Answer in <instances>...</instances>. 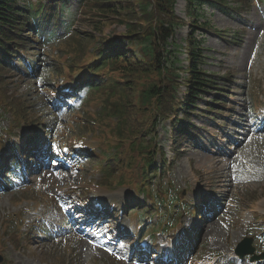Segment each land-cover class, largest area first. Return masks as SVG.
<instances>
[{
    "label": "rangeland",
    "instance_id": "obj_1",
    "mask_svg": "<svg viewBox=\"0 0 264 264\" xmlns=\"http://www.w3.org/2000/svg\"><path fill=\"white\" fill-rule=\"evenodd\" d=\"M27 1L35 3L39 0ZM227 1L234 2V0ZM250 2L249 9L242 13H237L222 6L214 5L210 7L208 3L201 5L199 8L201 21H210L214 28L238 30L239 37L237 36L238 40H236L232 39L231 35L220 37L217 34L200 30L196 32L198 38L205 40L204 44L207 47L203 68L212 73L220 72L221 75L227 73L226 70H230L232 71L233 83H231L229 91L225 93L226 97H224L228 105L223 110L227 115L207 113L195 116L194 118L198 124L207 128V131H204L202 142L187 144L185 147L186 151L177 159L173 172L168 173L173 180L175 189L183 188L186 190V200L188 197L192 202L199 200V198L201 199L199 194L200 185L205 183L208 193L219 202L218 204L223 203L221 208L216 207L214 214L209 215L207 218H195L190 213L185 214L181 218V226H179L175 244L176 247L178 246L182 250L178 256L183 260V264L192 263L185 251L188 248L185 244L189 246L191 244L192 247L195 245V254H204V259H209L216 252L220 253L221 256L215 264H237L231 262L225 254L233 252L237 243L249 231H253L250 228L253 213L249 212L255 210L256 213L264 214V129L256 135H250L249 141L246 143L242 141L245 135H242L239 140L235 137L237 130H243L240 127L243 122L246 127L248 123H250L251 127H254L253 121L249 122L247 110L249 100L245 93L251 92L256 85L254 80L257 79L262 81L264 87V1L250 0ZM78 4L79 2L76 0L71 2L73 9L77 8ZM131 4L136 7L135 13L137 14L132 17V20L136 25H139L141 22L139 19V7L133 2ZM95 12L96 10L91 9L87 16L82 13V15L76 17L75 24L79 30H82L83 33L90 32L91 34L90 38H84L82 47L80 44L71 43L72 48H80L79 54L81 56L103 34L119 35L125 34L126 31L125 24L121 21L123 18H128L126 15L117 12H106L101 17L96 15ZM175 13L185 21L184 25L179 26L175 36L177 42L183 46L185 44L183 38L187 36L191 29V26L188 25L191 19L186 0H177ZM88 19H93V23L87 22ZM70 20H62V22H69ZM62 32L63 30L59 32V36ZM35 44V48L40 50L46 49L45 45H48L45 41ZM80 55L77 56L80 57ZM52 57V52L47 51V54L44 55L42 53L40 58L43 60L49 59L53 66L59 64L57 61L59 58L55 56L56 59H52ZM181 57L185 58L187 54ZM19 70V73L14 74L18 82H11V89L16 88L19 94L25 95L27 99L31 100L32 95H29L26 91V85L30 84V80L32 81L33 79L23 74L22 67ZM37 70L39 74H43V68H37ZM0 73L3 72L0 71ZM184 75L181 73V76ZM43 76L50 75L47 73ZM145 77L138 81L134 79L133 87L126 93L128 104H131L132 121H129L130 126L139 127L143 121H139L144 115L141 109L139 111V104L135 100L138 97L141 85L157 81L155 75ZM219 77L218 75L217 81L222 82L221 77ZM176 86L182 95L185 92L182 82H177ZM201 97L202 101L199 102L204 108L203 101H210L212 95L206 93ZM44 120H48V117H45ZM259 120L260 123L258 125L264 128L263 119ZM9 121L0 119V128H5ZM42 122L43 119L37 116H29V123L41 126ZM169 128H171L170 122L162 120L158 127V140L160 144L167 148L168 156L172 158L173 153L169 150ZM252 130L258 131V129ZM235 138L236 142L239 141L238 143L234 142L236 143L234 149L236 148L237 150L236 153H232L233 149L230 153L233 155H230L229 149L234 145L232 141ZM10 140L13 143H18L21 138L14 135ZM218 150H223L224 153L219 152L218 156H215ZM83 163L84 170H82L81 174L77 169L69 170L62 165H52L51 163H47L44 167H39L38 165L28 171L30 179L26 178V184L33 187L36 192L41 190L57 195L60 204L63 203L62 198L65 190L79 186H89V193L91 192L89 198L96 197L102 203L108 201L113 203V205L117 204L119 206L133 199V193L125 188L106 191L94 186L97 184V180L100 179V174L92 171L90 161L85 160ZM19 167L22 169V174L26 176L24 169L26 170L27 167L21 164ZM199 169L204 173L203 176L194 173V171L197 172ZM13 170L17 172L15 167ZM19 178V182L24 183V179L22 177ZM18 193L7 191L0 194V228L2 230H4L3 228L12 229L15 225H21L23 230H25L31 223L32 218L42 214L41 222L44 235L32 238L27 246L20 249L14 248L11 242L6 243L7 246L3 250V254L6 258L11 259L13 264H72V256L67 253V249H72L73 247H76L77 252L80 254V256L76 255L77 264H123L125 261H129L127 243L125 247H122L115 240L108 239L104 241L96 233V230H93L92 235L89 236L84 235L82 233L84 231L78 230L82 235L77 237V242H74L73 234L77 233V225L80 223V227L84 228L88 224L83 221L84 218H95L91 209L78 208L74 204L71 209L62 205L60 210L53 208L54 210L50 212V210L46 209L45 203L39 202V199L37 204L28 202L26 197L15 200V195ZM89 193L87 194L89 195ZM132 215L137 220V216ZM7 219H10L9 226L4 222ZM129 219L130 217H128V221ZM73 221H76L77 224L72 223ZM155 221L156 218H154L153 222ZM111 224L113 227L116 225L115 223ZM198 226L202 229L199 234L201 238L199 243L195 244L190 236V231ZM97 228L100 230L105 228V226L100 224ZM149 230L150 226L147 228V231ZM158 235V240L160 238L171 239L167 234L158 233ZM61 237L64 238L66 244L57 246ZM51 241H54V245L49 243ZM257 245L258 249H261L260 242H257ZM165 258L168 259V255H165ZM63 259L66 261L64 262ZM141 259L145 260V257L142 256ZM139 260L140 258L135 259L134 263L145 264L144 261L140 262ZM132 263L131 261L130 264Z\"/></svg>",
    "mask_w": 264,
    "mask_h": 264
},
{
    "label": "trees",
    "instance_id": "obj_2",
    "mask_svg": "<svg viewBox=\"0 0 264 264\" xmlns=\"http://www.w3.org/2000/svg\"><path fill=\"white\" fill-rule=\"evenodd\" d=\"M56 1L50 0V3ZM81 1L89 3L93 1L95 14L101 17L106 12L122 13L128 17L121 20L125 24V34H111L112 37L99 38L101 48L97 56L89 49L98 39L83 56L79 54L80 48L71 47L72 42L81 46L84 38L91 37L90 32L84 33L83 39H65L63 42L69 51L67 49L66 53L60 56L69 64L71 74L80 70L84 73L80 79L91 71L95 76L102 74L101 77L82 82V86L89 89L91 96L89 95V101L86 103L91 108L83 105L73 112V117L81 121L80 127L87 125L92 129H100L97 138L104 144V150L110 159L107 165L100 168L104 175L101 186L131 189L135 185L139 191L154 197L155 204H164L169 199L172 205L182 197V193L164 196L168 192L165 191L162 196L155 190V185L163 184L164 176L157 177L156 172L150 175L145 172L147 167L154 168L152 161L158 151V127L162 120L171 118L174 136L201 135V127L193 120V115L199 111H219L223 103L218 99L222 94L217 92L221 90L217 76L222 75L220 72L212 73L203 68L207 47L204 44L205 40L198 38L196 32L198 30L212 32L222 37L227 36L225 33H233V39L238 36V32L234 30L214 28L210 21H201L199 8L208 3L210 7L214 5L228 7L240 13L249 7L250 0H234L233 5L227 0H186L191 19L188 25L191 29L183 38L185 40L183 46L175 38L179 26L185 24V21L175 13L177 0ZM132 2L139 7L140 26L132 20V17L137 15ZM40 7L44 5L23 9L14 0H0V71L3 72L0 73V103L4 107V112L14 116L17 123L25 121L29 124V109L23 100L24 95H20L15 88L11 89L16 70L8 69L7 66L14 60L22 63V60L16 59L18 57L22 59L17 49L26 50L27 47L25 40L28 38L16 37V34L23 30L24 33L32 32L34 22L37 24L35 28L38 37L48 33L46 26L51 25L50 17L48 14L40 17L44 10ZM40 21L49 23L40 26ZM48 37L51 38V35ZM33 52V56L39 58L40 52ZM184 54H187V57L182 58ZM4 73L8 75H3ZM181 73L185 75L181 76ZM151 75H155L157 81L142 84L138 97L135 98L139 104V111L141 109L144 115L139 121H143L139 127L130 126L131 104H128L126 93L133 87L134 79L138 81ZM179 81L185 87L183 96L176 86ZM206 93L214 94L210 101H204L205 106L202 108L199 101H202L201 96ZM50 94L52 95L53 91ZM36 126L33 125L32 130H35ZM3 144L4 141L1 143L2 147ZM174 147L178 151L179 142L175 141ZM113 148L115 151L108 153ZM139 156H141L139 163L131 167ZM72 257V263L76 264L77 258L73 253Z\"/></svg>",
    "mask_w": 264,
    "mask_h": 264
},
{
    "label": "bare ground",
    "instance_id": "obj_3",
    "mask_svg": "<svg viewBox=\"0 0 264 264\" xmlns=\"http://www.w3.org/2000/svg\"><path fill=\"white\" fill-rule=\"evenodd\" d=\"M243 126V125H242ZM250 131H253V132H257V130H249L248 132H246V133H244L243 135H245V138H243L242 139V141H247L248 140V137H249V132ZM254 137V136H253ZM85 151V150H84ZM232 153H236V148L232 151ZM220 160H222V159H220ZM229 161H230V159H229ZM231 162V161H230ZM101 199V198H100Z\"/></svg>",
    "mask_w": 264,
    "mask_h": 264
},
{
    "label": "water",
    "instance_id": "obj_4",
    "mask_svg": "<svg viewBox=\"0 0 264 264\" xmlns=\"http://www.w3.org/2000/svg\"><path fill=\"white\" fill-rule=\"evenodd\" d=\"M238 252H239V253H242V250L239 249ZM0 261H2V257H1V256H0Z\"/></svg>",
    "mask_w": 264,
    "mask_h": 264
}]
</instances>
